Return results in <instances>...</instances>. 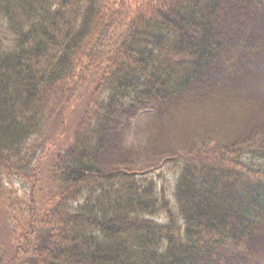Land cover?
I'll use <instances>...</instances> for the list:
<instances>
[{
    "label": "trees",
    "instance_id": "obj_1",
    "mask_svg": "<svg viewBox=\"0 0 264 264\" xmlns=\"http://www.w3.org/2000/svg\"><path fill=\"white\" fill-rule=\"evenodd\" d=\"M0 210V264H264V0H0Z\"/></svg>",
    "mask_w": 264,
    "mask_h": 264
},
{
    "label": "rangeland",
    "instance_id": "obj_2",
    "mask_svg": "<svg viewBox=\"0 0 264 264\" xmlns=\"http://www.w3.org/2000/svg\"><path fill=\"white\" fill-rule=\"evenodd\" d=\"M89 95L90 93L88 92H84V93H78L76 99L72 102L70 108L68 109L67 113L62 115V118L65 120L66 123V132L65 134L62 136L61 139H68L71 140L74 136V132L76 131L77 128V124L75 122V113L77 111V109L81 112H83V108L86 107V105L90 102L89 100ZM47 133L51 132L52 129H47L46 130ZM3 181L6 183L7 186H9V184L11 183H15V187H12L13 190V195L12 197H21L23 195V192L28 189V187L26 185H24V181H20L16 178H11V180H9L8 178H4ZM24 185V186H23ZM6 196H11L9 194V192L5 193ZM1 212H3L2 210H0Z\"/></svg>",
    "mask_w": 264,
    "mask_h": 264
}]
</instances>
